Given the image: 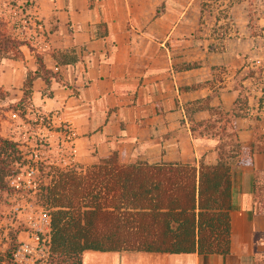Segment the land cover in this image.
I'll use <instances>...</instances> for the list:
<instances>
[{
	"label": "crops",
	"instance_id": "1",
	"mask_svg": "<svg viewBox=\"0 0 264 264\" xmlns=\"http://www.w3.org/2000/svg\"><path fill=\"white\" fill-rule=\"evenodd\" d=\"M209 2L35 0L47 28L43 63L56 78L32 80L31 106L64 133L69 127L76 163L113 152L122 163L215 162L216 140L193 138L190 123L243 97L252 45L226 35L206 13ZM27 70L33 59L2 66L0 85L21 87ZM252 91L246 116L234 119L244 160L231 167L229 251L85 250L81 264H264V90Z\"/></svg>",
	"mask_w": 264,
	"mask_h": 264
},
{
	"label": "trees",
	"instance_id": "2",
	"mask_svg": "<svg viewBox=\"0 0 264 264\" xmlns=\"http://www.w3.org/2000/svg\"><path fill=\"white\" fill-rule=\"evenodd\" d=\"M15 42L0 26V43ZM35 64L19 102L29 97L33 79L48 84L56 78L38 56ZM211 110L208 120H191L189 131L193 138L216 140L213 164L122 163L113 152L90 165H49V180L36 193L49 216V264H81L85 250L227 253L231 167L244 160L234 119L246 116L247 98L238 96L227 112ZM23 164L17 143L0 136V192ZM15 246L13 240L0 264L11 259Z\"/></svg>",
	"mask_w": 264,
	"mask_h": 264
},
{
	"label": "rangeland",
	"instance_id": "3",
	"mask_svg": "<svg viewBox=\"0 0 264 264\" xmlns=\"http://www.w3.org/2000/svg\"><path fill=\"white\" fill-rule=\"evenodd\" d=\"M34 3L35 0H0V26L6 36L16 41L9 46L0 43V71L2 66L15 62L26 67L32 59L36 68L37 56L43 61L39 42L43 41L47 28L33 13L37 11ZM205 10L219 19V27L226 35L230 30L233 38H250L252 50L246 53L248 61L242 72V77H249V80L241 95L245 96L246 90L249 95L258 97L250 89L256 86L264 90V0H214ZM233 27L240 28L238 34L231 31ZM222 30L217 32V38ZM31 72L24 73V80ZM23 89V84L13 89L0 85L3 96L0 98V136L17 143L25 163L16 175L7 177L9 189L0 192V256H4L8 245L18 240L20 232L29 230L45 211L36 193L40 184L49 180L48 166L76 163L72 137L64 133L62 126H53L46 116L31 106L30 95L19 102ZM23 237L21 234L20 239Z\"/></svg>",
	"mask_w": 264,
	"mask_h": 264
},
{
	"label": "built area",
	"instance_id": "4",
	"mask_svg": "<svg viewBox=\"0 0 264 264\" xmlns=\"http://www.w3.org/2000/svg\"><path fill=\"white\" fill-rule=\"evenodd\" d=\"M69 133V127H66ZM21 234L24 236L20 239ZM11 259L5 264H49V216L43 211L29 230L19 233Z\"/></svg>",
	"mask_w": 264,
	"mask_h": 264
}]
</instances>
